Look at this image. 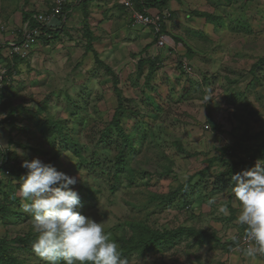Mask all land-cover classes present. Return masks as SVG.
<instances>
[{"label":"rangeland","instance_id":"374dc122","mask_svg":"<svg viewBox=\"0 0 264 264\" xmlns=\"http://www.w3.org/2000/svg\"><path fill=\"white\" fill-rule=\"evenodd\" d=\"M56 2L0 0V44L18 41L21 13H48ZM65 8H73L69 26L34 44L25 59L7 47L0 52V150H10L19 165L48 170L29 193L10 172L0 174V203L23 215L0 216V240L24 264H83L103 250L112 256L101 264H247L244 253L230 255L228 247L264 208L257 197L264 173L237 164L226 191L214 192L212 184L264 141V0H167L158 10L174 47L162 51L148 28H130L114 1ZM85 11L92 47L116 76L128 109L121 120L127 149L114 129L105 136L117 98L112 76L87 51ZM139 58L156 61L148 85L147 65L136 74ZM21 177L34 184L32 175ZM187 182L186 200L179 194L161 202ZM141 225L159 233L191 227L207 236L182 235L145 255L126 250ZM30 232L52 236L56 251H23L19 239Z\"/></svg>","mask_w":264,"mask_h":264},{"label":"trees","instance_id":"16d2710c","mask_svg":"<svg viewBox=\"0 0 264 264\" xmlns=\"http://www.w3.org/2000/svg\"><path fill=\"white\" fill-rule=\"evenodd\" d=\"M88 1L89 0H80L77 4L78 5L86 4ZM132 1H133L134 9H136L138 11H142L143 9L158 10L162 7H165L166 2H167V0H132ZM72 5H74V4L69 3L67 5H64L62 7V11L66 12V10H64L63 8H65V7L69 8ZM118 6L120 8H122L120 5H118ZM158 12H159V10H158ZM21 16H22L21 17L22 22L27 23V25L30 29L37 28L39 26L37 23V20H36L37 15L34 14L33 12L21 13ZM62 16L60 18H62ZM83 16H84V22H85L87 19V16H88L86 11L83 12ZM83 28L86 30V36H87L86 37V48H87V51H90L92 53L96 65L102 66L107 71V73H109L112 76V79L114 82V91H115V95L117 98V107L114 110L110 125L106 128L107 131L105 133V136L108 135L110 128L114 129V131L116 132L118 137H120L122 140L123 148L127 149L130 147V143H129L128 137L123 132V129L121 126V120H122L124 113L127 112L128 109L123 106V98H122L121 92L117 86V84H118L117 78L107 65H105L104 63H101V61L98 58L97 52L93 49V47H92L93 36L88 29L87 22L84 23ZM62 29H63V25H61L59 28H56L54 30L41 27L42 35L39 36L37 40H38V42L39 41H50L51 39L58 36ZM148 29L150 30V32L153 36V39H154V43L156 45L157 37L154 35L153 27H148ZM161 31H162V34L167 35V33H166L167 31L165 30V23L161 24ZM45 35L50 36V38L47 39L45 37ZM17 38H18L17 43L20 44L22 41V33H18ZM5 47H7L6 49L9 48L8 42L3 44V46L0 44V52ZM16 58L20 59L17 56H16ZM262 61H264V60L261 59L259 62L261 63ZM145 65H147V68H146L147 74L145 76V84L148 85L151 81V78H152L154 72L158 70V67H157L156 61L154 59L151 60V59L139 58L137 65H136V74L138 76H140L142 74ZM256 67H257V64H255L253 66L251 71ZM13 114H14V111L11 110L7 116V118H8L7 122L8 123H12L11 120L13 119ZM208 123L211 125L213 124V123H211L210 120H208ZM240 144L241 143H239V145ZM263 148H264V141L262 142V144L257 149H255L251 153V157H250V159H248V162H246L245 160H242V161H239L238 163H236V165H232L231 167H228V169L226 170V173H223L220 176L221 177L220 181L212 184V186H213L212 191L222 193V192L226 191L227 188H229V186L231 184V177L234 176V172L236 169L235 167L237 166V164H250L253 161H258L263 165V162H262L264 160ZM227 150L228 149L226 148L225 150L222 151L223 155L226 154ZM8 151H10V150H8ZM8 151L7 150L6 151L0 150V174L4 173V172L5 173L10 172L11 175H13L15 178H17L19 180V182L23 183V185L17 186V188H23L24 190L26 188L25 193H29V191L32 189L33 186L35 187L37 183L43 182V178L45 176L44 174L46 172H48V170L47 169L42 170L37 166L19 165L15 160L9 159V155H11V154L8 153ZM228 153L233 154L234 152L229 151ZM122 154L123 153L121 152L119 155V159H118L119 161L117 162V164L119 166H121L123 163V155ZM236 154H238V153H236ZM222 160H223V158H220V160L212 159L211 162L209 161V166H211V164H213L216 161L217 162H219V161L223 162ZM52 161H54L52 158L49 159L50 163ZM263 168H264V165L262 167H259L258 169H260L263 172ZM23 173H28V174L32 175L34 180H35L34 184H29V183L25 184L23 178L21 177V175ZM201 173H202V171L200 172V174ZM225 177H227V178H225ZM2 184H3V182L0 178V189L2 188ZM189 185H190V182H187L183 185H180L182 188L177 189L176 191L168 194L166 197L160 199L161 202L170 203L179 194L184 200H186V197H187L186 188L189 187ZM3 194H4L5 198H9L10 200H14V202H18V200H15V198H13V195L8 194L7 191H5ZM21 215L22 214H19L18 211L9 209L8 207H5V205L0 203V216L2 218H4L5 221L13 220L14 218L17 219V217H19ZM139 227L141 228L140 232L139 233H133V235L126 241V243H124L125 245L123 247L126 250L137 251L140 254H144V255L146 253L153 252L157 248L158 244H164V245L172 244V242L175 239L179 238L182 235L193 236V237L200 239V240H203L207 236V234L205 232L198 231V230L191 228V227H180V228H177L175 231H168V232H164V233H159L158 231H152L151 229L147 228L146 226H142V225ZM241 227L244 228V232L241 234H244L245 232H249L250 230H252L254 228V227H249V226H244V225H242ZM130 228H135V226L131 225ZM260 236H261V241L263 244L264 238H263V235L261 233H260ZM51 240H53V238H52V236H50L48 234H44V235L38 237V236H35L33 234V232H30L27 235H24L23 238L19 239V242L24 243L23 251H25L27 253L29 251L31 253V251H35V249L38 250L37 248L41 245L48 251H56L55 245H53V246L50 245ZM231 247L233 248V246H231ZM231 247H228L229 254H230V251L232 249ZM105 255L112 256V253L109 250L99 251L97 254H95L89 258H86V260L84 261L83 264H101L102 258ZM20 259H19V257L16 256V254L14 252L10 251L9 246H7V241H5L4 239L0 240V264H24V262Z\"/></svg>","mask_w":264,"mask_h":264},{"label":"built area","instance_id":"2783aa9c","mask_svg":"<svg viewBox=\"0 0 264 264\" xmlns=\"http://www.w3.org/2000/svg\"><path fill=\"white\" fill-rule=\"evenodd\" d=\"M80 0H57L55 7H53L48 13L40 14L36 17L38 27L30 29L25 24L22 31V41L20 44L17 42H9L8 50L12 55L17 56L21 59H25L28 56V51L33 47L34 44L38 43V37L42 35L41 27L47 29L59 28L64 23L65 13L62 11V7L67 4H77ZM120 5L127 13L131 26H143L153 27L154 35L157 37L155 47L158 50L164 49L165 47H171L170 41L167 35L162 34L161 24L165 23L166 18L161 12L154 11L149 12L146 9L138 11L133 7L132 0H113ZM64 14V15H63ZM63 15V16H62ZM62 16V18H60ZM48 39L50 36L45 35ZM253 165L262 167L263 165L258 161H253ZM264 173V168H263ZM236 242L233 243V248L230 251L231 254L239 255H251L259 253L262 241L260 236V229L253 228L249 232L236 236Z\"/></svg>","mask_w":264,"mask_h":264},{"label":"crops","instance_id":"0c3cea01","mask_svg":"<svg viewBox=\"0 0 264 264\" xmlns=\"http://www.w3.org/2000/svg\"><path fill=\"white\" fill-rule=\"evenodd\" d=\"M94 1H98V4L99 5H103L104 4V2L105 1H109V0H94ZM111 1H113V0H111ZM115 2V1H114ZM116 3V2H115ZM117 4V3H116ZM73 7L74 6H77V4H74V5H72ZM72 10H73V8H71V10H66V12H65V19H64V24H66V25H68L69 26V14L72 12ZM108 10H111V9H108ZM124 10V9H123ZM146 10H148L149 12H154L155 11V9H151V10H149V9H146ZM124 12L126 13V11L124 10ZM126 16H127V18H128V15H127V13H126ZM128 20H129V18H128ZM129 23H130V21H129ZM133 26H130V28L131 29H135V28H137V27H139V26H134L133 28H132ZM256 188H259V187H256ZM257 189H255V191H256ZM258 194H260V193H258ZM258 197V200L260 201V202H262L263 203V207H264V198H263V196L261 195V196H257ZM249 208V207H248ZM245 222H248V220L246 221L245 220ZM250 225V227H254V228H258V229H260V231H261V233H262V235H263V238H264V208L262 209V211L260 212V214H259V216L258 217H256L253 221H251V223H249ZM263 246H264V243H263ZM244 257H245V260H247V264H264V252L262 251V253H261V256H260V258L259 257H257V258H254V257H251V256H247V255H244ZM243 257V258H244ZM238 258V257H237ZM241 262H243L244 263V261H242L241 260ZM245 264V263H244Z\"/></svg>","mask_w":264,"mask_h":264},{"label":"clouds","instance_id":"9594fccd","mask_svg":"<svg viewBox=\"0 0 264 264\" xmlns=\"http://www.w3.org/2000/svg\"><path fill=\"white\" fill-rule=\"evenodd\" d=\"M123 9V8H122ZM156 11H158V10H156ZM143 27V26H142ZM146 28V27H145ZM172 45H173V43L172 42H170ZM173 47H174V45H173ZM157 49V48H156ZM165 49H169V47H165L164 49H161V50H159V51H162V50H165ZM158 50V49H157ZM186 68V67H185ZM257 191H258V189H257ZM261 195L263 196V198H264V191L263 192H261ZM255 227V226H254ZM260 233H261V231H260ZM262 234V233H261ZM262 246H263V244H262Z\"/></svg>","mask_w":264,"mask_h":264}]
</instances>
